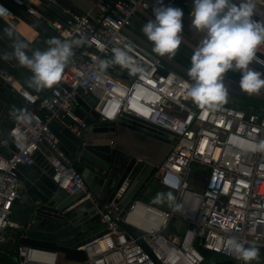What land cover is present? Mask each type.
Here are the masks:
<instances>
[{
  "label": "built area",
  "instance_id": "obj_1",
  "mask_svg": "<svg viewBox=\"0 0 264 264\" xmlns=\"http://www.w3.org/2000/svg\"><path fill=\"white\" fill-rule=\"evenodd\" d=\"M149 1L100 0L92 15L61 0H0L21 20L13 7L37 20L49 19L69 40L83 41L74 45L61 78L47 91H31L0 66V77L22 98L17 111L5 108L0 113V246L10 230H18V236L24 228L12 218L23 194L17 168L35 163L39 154L52 166L51 178L59 187L69 193L86 192L85 198L94 200L100 214L101 227L94 237L76 247L86 254L83 260L74 259L79 264H204L213 254L221 255L214 259L244 264L225 246L230 236L264 248V150L257 147L264 140V110L227 103L217 108L194 106L184 89L190 79L129 32L136 13L148 8ZM114 47L126 49L131 62L101 70L100 61L111 59ZM256 55L264 58V44ZM137 67L143 71H132ZM80 91L96 99L95 109L103 120L130 115L177 136L158 174L160 185L174 194L170 208L139 198L120 217L128 181L112 200L92 196L76 161L49 127L52 116L38 113L46 107L85 135L89 125L74 111ZM3 122L7 125L1 127ZM172 225L174 233H169ZM15 252L16 264H63L57 249L18 243Z\"/></svg>",
  "mask_w": 264,
  "mask_h": 264
},
{
  "label": "water",
  "instance_id": "obj_2",
  "mask_svg": "<svg viewBox=\"0 0 264 264\" xmlns=\"http://www.w3.org/2000/svg\"><path fill=\"white\" fill-rule=\"evenodd\" d=\"M50 8L57 11L54 6ZM13 9L40 34L48 38L68 39L62 36L50 22L37 20L24 15L14 7ZM45 13L52 16L49 9H45ZM90 13L95 15V12ZM136 18H141L145 22L148 20L140 11L136 13ZM9 28H11V34L6 31ZM16 41H25L29 44V48L26 49L29 55L33 50H41L34 42L22 39L10 25L1 19L0 54L31 78L30 69L21 65L12 55L13 44ZM180 46H184L183 41ZM240 75L239 71L228 70L223 78L239 83ZM42 89L47 91L49 87ZM257 93L264 96V88ZM190 101L194 106H199L192 99ZM10 104L20 107L22 105L21 95L15 93L12 86L0 77V113ZM95 106L96 99L91 94L80 91L78 104L74 107V111L89 125L85 135L79 134L78 129L69 126L59 117L53 116V112L46 107L38 110V113L43 118L52 116L48 123L49 127L61 141L63 151L76 161L77 168L81 170L93 197L100 196L101 200L104 198L112 200L116 192L128 181L118 210L121 217L131 203L141 197L151 179L156 178L159 165L147 164L145 160H138L136 156L117 148L115 145L120 127L141 130L171 145L176 141L177 136L130 115L122 116L116 121L103 120ZM12 146L15 148L13 144ZM52 174V166L46 158L39 154L35 155V163L18 165L17 175L22 182L28 203L24 228L19 231L16 241L19 244L65 251L68 258L83 260L86 257L85 252L76 247L94 237L93 232L86 234L87 229L99 220L100 214L94 200L85 198L86 192L69 193L52 180ZM104 232L105 230L101 233ZM204 264L236 263L233 259L226 258L209 260Z\"/></svg>",
  "mask_w": 264,
  "mask_h": 264
},
{
  "label": "clouds",
  "instance_id": "obj_3",
  "mask_svg": "<svg viewBox=\"0 0 264 264\" xmlns=\"http://www.w3.org/2000/svg\"><path fill=\"white\" fill-rule=\"evenodd\" d=\"M153 17L142 25V31L152 42V49L160 55H174L182 42L183 10L165 5L157 0ZM190 12L191 26L202 33L201 39L193 46L188 68L190 82L184 83L185 94L194 103L209 108H217L226 103L228 91L223 75L228 70L240 72L239 87L248 93L259 92L264 88V73L250 67L255 59L264 64V58L256 55L259 46L264 44V20L254 18L257 0H192ZM9 14V10L0 4V17ZM11 34V28L6 29ZM81 40H61L49 38V47L36 49L28 54L29 44L16 41L12 55L21 65L31 71L30 84L36 89L50 87L57 82L73 54V46ZM111 59L101 60V70L115 63L127 67L131 57L126 49L114 47ZM132 71H143L134 68ZM22 118H27L26 116ZM264 150V140L257 145ZM164 193H157L155 202H161ZM168 200H174L172 192L166 194ZM179 207V205H177ZM247 245V246H246ZM225 246L245 264L257 259L259 248L255 241L240 240L230 236Z\"/></svg>",
  "mask_w": 264,
  "mask_h": 264
},
{
  "label": "crops",
  "instance_id": "obj_4",
  "mask_svg": "<svg viewBox=\"0 0 264 264\" xmlns=\"http://www.w3.org/2000/svg\"><path fill=\"white\" fill-rule=\"evenodd\" d=\"M61 1L63 3L72 6L77 11L82 13L96 11L98 4L100 2V0H61ZM163 3L165 5H171L173 7H179L183 10L181 35L183 37L182 41L184 42V46H180V48L182 47L184 50L177 48L175 50L174 55H168V54L160 55L155 51H153L152 42L147 39L146 35L142 31V25L145 23V21L142 20L141 18L135 17L132 26L129 27V32L140 43H142L144 46H146L154 53L158 54L169 66L178 70L179 72H181L183 75H185L190 79L187 70L191 65L190 57L192 55L193 46H195L198 43L199 39H201L203 35L202 33L198 32L191 26L190 12L193 7L192 0H183V1L163 0ZM157 6H159L157 0H150L149 7L140 10V12L142 13L143 16H146L148 19H150L153 17V9ZM43 10H45V8H43ZM23 14L26 15L25 13ZM254 18L258 20H264V0H257V6L255 9ZM22 19L25 23H27L30 27H32L34 31H36V33L33 38H28L24 34L17 31L14 27H12L18 33V35L22 39L28 40L30 42H34L37 46L41 48V50L48 48L49 44L47 43V41L49 40V38L44 36L43 34H40V32L36 30L31 24L26 22L25 18L22 17ZM41 19L42 21L49 22V19L47 18L46 19L41 18ZM0 66L7 73L13 75L19 83H21L28 89L30 90L36 89L34 86L30 84L31 79L21 74L19 68L12 65L1 54H0ZM250 67L264 73V67L257 64L254 61L251 62ZM225 82L230 83L231 80ZM232 83H234V85L238 84L233 81ZM259 96L263 97L260 94ZM6 108H7L6 111H17L18 106L14 104H10L7 105ZM118 134L119 135L115 146L120 150L127 152L128 154L136 156L138 160H145L147 164L154 163L159 165L162 162V160L165 158L166 154L168 153L171 147V144L163 140L157 139L155 137H152L150 135H147L141 130L127 129L120 127ZM158 174L159 171L156 173V178L151 179L150 181L151 183H154L155 185H160L158 181ZM27 203H28V198L26 194L23 192L22 197L16 201L13 208L12 216L15 221L24 224L27 217ZM93 229H94L93 227L87 229L86 234L89 235L91 232H94L95 229L94 230ZM17 231L18 230H10L9 232L10 234L8 235L6 243L0 246V264H16L14 262L15 259L12 257V254L15 253L16 246L18 245L16 241Z\"/></svg>",
  "mask_w": 264,
  "mask_h": 264
},
{
  "label": "rangeland",
  "instance_id": "obj_5",
  "mask_svg": "<svg viewBox=\"0 0 264 264\" xmlns=\"http://www.w3.org/2000/svg\"><path fill=\"white\" fill-rule=\"evenodd\" d=\"M178 48H180V46H178ZM180 49H183V48L181 47ZM19 71L25 77L31 79L28 75H26L20 69H19ZM223 80H224L225 87L227 88V91H228V97H227V101H226L227 104H230V105H233V106H237V107H241V108H244V109H253V108H256L255 104H254L255 101L263 98V97H260L257 92L248 93L246 91L241 90L240 87H239V84L234 85V83H232V81L230 83H226L225 81H229V80H227V79H223ZM195 169H197V166H195ZM192 184L195 185V186H200V184L198 182H196V180H193ZM168 192H171V191L168 190V189H165V188L163 189L162 186L155 185L154 183L150 182L147 185V187L143 190L142 195H141L140 198L142 200H144V201H146L148 203H152V204H154L156 206L163 207V208H170L171 205H172L173 200L170 201V200L167 199L166 194ZM157 193H164L165 194L162 197L161 202H155V200H154V198L156 197ZM12 218H13V216H12ZM92 227L95 230L99 229L101 227V225H99V220L94 222V223H92L90 228H92ZM174 229H175V226L172 225L170 227V229H169V233H174ZM212 256H213L212 257L213 259L214 258H221V255H219V254H213ZM12 257L15 259L14 262L16 263V259H17L16 258V253H13ZM59 257H60V260H61V262L63 264H79L74 259L68 258L65 251H60L59 252ZM248 264H264V249L259 248L258 258L248 262Z\"/></svg>",
  "mask_w": 264,
  "mask_h": 264
},
{
  "label": "bare ground",
  "instance_id": "obj_6",
  "mask_svg": "<svg viewBox=\"0 0 264 264\" xmlns=\"http://www.w3.org/2000/svg\"><path fill=\"white\" fill-rule=\"evenodd\" d=\"M6 20L11 24L15 29H17L20 33L24 34L28 38H33L36 31L32 27H30L27 23H25L20 18L9 12L8 15L4 16ZM67 31H64V34L67 35Z\"/></svg>",
  "mask_w": 264,
  "mask_h": 264
},
{
  "label": "trees",
  "instance_id": "obj_7",
  "mask_svg": "<svg viewBox=\"0 0 264 264\" xmlns=\"http://www.w3.org/2000/svg\"><path fill=\"white\" fill-rule=\"evenodd\" d=\"M31 91H33V92H42L43 89H39V90L38 89H35V90L33 89ZM254 104H255V107H256V108H253L254 110H264V96H263V98H261L259 100H256ZM6 125H7V123L3 122L2 126H6ZM262 249H264V248H262ZM207 254L209 256L210 253H207ZM244 264H245V262H244Z\"/></svg>",
  "mask_w": 264,
  "mask_h": 264
},
{
  "label": "flooded vegetation",
  "instance_id": "obj_8",
  "mask_svg": "<svg viewBox=\"0 0 264 264\" xmlns=\"http://www.w3.org/2000/svg\"><path fill=\"white\" fill-rule=\"evenodd\" d=\"M233 82H235V81H233ZM236 83H238V82H236ZM239 84V83H238Z\"/></svg>",
  "mask_w": 264,
  "mask_h": 264
}]
</instances>
